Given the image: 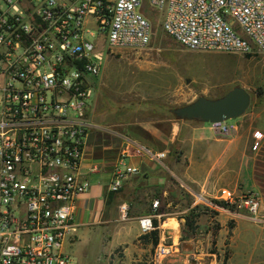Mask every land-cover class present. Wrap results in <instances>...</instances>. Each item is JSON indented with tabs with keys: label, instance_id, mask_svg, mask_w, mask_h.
<instances>
[{
	"label": "built area",
	"instance_id": "obj_1",
	"mask_svg": "<svg viewBox=\"0 0 264 264\" xmlns=\"http://www.w3.org/2000/svg\"><path fill=\"white\" fill-rule=\"evenodd\" d=\"M147 3L184 48L264 53V0H0V264H75L65 247L78 229L77 201L92 185L83 160L100 128L88 115L95 78L104 56L151 45ZM212 124L226 137L237 131L228 121ZM125 138L111 192L140 173L129 162L133 148L158 161L167 157ZM238 199L264 225L259 193ZM119 211L121 220L130 218L128 203ZM162 217H140L142 233L159 229ZM174 247L161 239L154 262Z\"/></svg>",
	"mask_w": 264,
	"mask_h": 264
},
{
	"label": "crops",
	"instance_id": "obj_2",
	"mask_svg": "<svg viewBox=\"0 0 264 264\" xmlns=\"http://www.w3.org/2000/svg\"><path fill=\"white\" fill-rule=\"evenodd\" d=\"M150 108L143 104L130 108L118 122H112L116 133L94 122L100 128L90 134L83 160V172L92 185L77 201L78 229L66 243L67 253L73 257L70 248L79 257L78 264H84L89 250H83L79 244L88 237L89 245L90 237L98 234L104 245V260L122 246V261L133 258L140 261L148 251L142 243L145 234L139 218L155 211L163 213L159 220L160 239L172 237L174 245L177 239L181 242L183 214L197 203L193 201L190 207L182 204L186 191L195 198L202 196L221 218L214 236L208 221H197L195 232L199 229L206 234L198 239L193 235L188 238L190 241L194 244L215 241L219 247L230 245L233 249L242 245L250 249L257 239L262 242L263 251L247 254V264H264V225L256 226L242 212L212 202L227 195L238 199L243 193L257 191L261 198L259 215L264 218V102L254 104L232 123L237 125V131L231 137L218 133L210 122L182 120ZM126 136L152 151L167 152V157L158 161L136 153L133 148L129 162L138 166L140 173L132 175L118 192H111L109 185L117 161L129 144ZM155 200L160 202L157 208L153 207ZM124 202L130 205V218L120 222L119 207ZM239 206L242 207L241 203ZM208 214L207 211L204 215ZM228 218H235L232 229L227 226ZM226 257L229 264L232 252Z\"/></svg>",
	"mask_w": 264,
	"mask_h": 264
},
{
	"label": "rangeland",
	"instance_id": "obj_3",
	"mask_svg": "<svg viewBox=\"0 0 264 264\" xmlns=\"http://www.w3.org/2000/svg\"><path fill=\"white\" fill-rule=\"evenodd\" d=\"M151 10L152 8L145 9L154 30L152 43L148 48L140 51L123 49L104 56L101 74L95 78L94 94L88 111L93 122L110 130L115 125L112 122H118L119 118L124 116L130 108L138 107L140 104L173 115L172 108L190 103L201 95L210 98L223 96L236 86L245 87L251 92L250 107L264 102V93L261 97L256 94L259 88L264 90V53L248 55L220 50H189L163 30L160 14ZM238 119H231L228 122L233 123ZM195 200L197 203L193 207L199 205L196 208V213L199 214L197 221H208L207 224H211L214 236L221 226L218 212L211 210L204 199L200 200L184 191L182 203L184 206L190 207ZM240 203L238 201V205L234 204L235 210L242 212L245 215L244 218H249L248 220L256 226L262 227L263 224L250 218L248 210L242 203L240 207ZM207 211L209 214L206 216L204 214ZM120 222L126 221L120 220ZM226 222L230 228L235 224V218H228ZM159 223L158 221V225ZM183 223H185V218ZM182 231L181 242L176 240L175 249L160 264H227L226 256H230L231 252L232 258L229 264H247V254L251 255L252 252L257 254L263 251L262 242L257 239L250 249L242 245L231 249L230 245L219 247L215 241L207 244L204 242L194 244L188 239L193 235L197 239L203 238L206 234L204 230L198 229L197 232H192L186 225H183ZM143 236L142 243L148 253L140 261L134 258L122 261V246L115 248L107 260H104L102 253L104 245L101 236L95 234L90 237L89 245H87L88 237H84L79 245L89 252L83 262L84 264H157L154 262V252L161 241L160 236L157 244L153 243L150 234L147 233V237ZM163 241L174 244L172 237L171 239L164 238ZM68 251L73 255L75 264L81 262L70 248ZM213 253L216 255H211Z\"/></svg>",
	"mask_w": 264,
	"mask_h": 264
},
{
	"label": "water",
	"instance_id": "obj_4",
	"mask_svg": "<svg viewBox=\"0 0 264 264\" xmlns=\"http://www.w3.org/2000/svg\"><path fill=\"white\" fill-rule=\"evenodd\" d=\"M251 100V92L245 87L236 86L217 98L201 95L190 103L172 108L171 112L182 120L224 122L241 117L250 107Z\"/></svg>",
	"mask_w": 264,
	"mask_h": 264
},
{
	"label": "trees",
	"instance_id": "obj_5",
	"mask_svg": "<svg viewBox=\"0 0 264 264\" xmlns=\"http://www.w3.org/2000/svg\"><path fill=\"white\" fill-rule=\"evenodd\" d=\"M149 7H150V5L147 3V4H145L144 9H146V10L149 9L150 10L151 7L150 8ZM151 11L154 12L156 10L152 9ZM248 55H250V54H248ZM263 93H264V90L262 88H259L256 91V94H257L258 97H261ZM212 202L214 204H218V205L223 206L225 208H229L231 210H235L234 204H231V203H229L226 200L213 199ZM197 207H199V205H196L195 207L190 209L189 213L185 214V216H184L185 217V225L187 226L188 230H191L192 232H195V230H196L197 217L199 216V214L196 213V208ZM155 224L158 225V221L157 220H155ZM148 234H150V236L152 237L153 243L157 244L158 241H159V229H156V230H154V231H152L151 233H148ZM145 235H147V234H145ZM145 235L143 237H145Z\"/></svg>",
	"mask_w": 264,
	"mask_h": 264
}]
</instances>
